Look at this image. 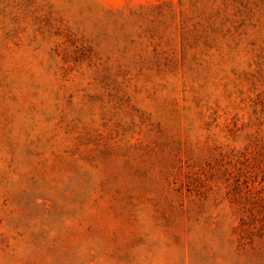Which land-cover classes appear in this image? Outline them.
I'll list each match as a JSON object with an SVG mask.
<instances>
[{
    "label": "rangeland",
    "instance_id": "374dc122",
    "mask_svg": "<svg viewBox=\"0 0 264 264\" xmlns=\"http://www.w3.org/2000/svg\"><path fill=\"white\" fill-rule=\"evenodd\" d=\"M0 264H264V0H0Z\"/></svg>",
    "mask_w": 264,
    "mask_h": 264
}]
</instances>
